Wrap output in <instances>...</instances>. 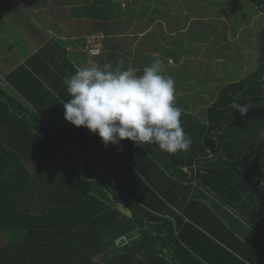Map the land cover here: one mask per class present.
<instances>
[{
  "label": "trees",
  "instance_id": "1",
  "mask_svg": "<svg viewBox=\"0 0 264 264\" xmlns=\"http://www.w3.org/2000/svg\"><path fill=\"white\" fill-rule=\"evenodd\" d=\"M257 35L256 71L224 86L206 121L181 111L191 146L175 154L129 140L106 148L67 122L64 80L77 68L57 39L10 72L0 84V242L10 235L0 264H239L194 246L197 229L240 264H264V28ZM235 102L250 106L245 117Z\"/></svg>",
  "mask_w": 264,
  "mask_h": 264
},
{
  "label": "crops",
  "instance_id": "2",
  "mask_svg": "<svg viewBox=\"0 0 264 264\" xmlns=\"http://www.w3.org/2000/svg\"><path fill=\"white\" fill-rule=\"evenodd\" d=\"M241 1L245 5L242 9ZM208 2L212 0H14V13L19 12L18 8L22 12L29 11L34 22L44 29L45 37L39 43H33V38L27 36L20 44L22 48L17 50L14 47L11 52L0 48V71H5L0 75V84L50 39H57L67 47L69 59L77 69L92 65L112 72L133 68L136 75H142L144 68L155 60L162 62V71L172 73L179 69L176 62L184 65L193 56L203 54L197 59L203 62L200 66L206 72L215 71L207 76L199 74L196 78L199 90L195 89L191 98L198 93L197 105L210 102L201 105L203 111L217 99L224 86L256 71L260 57L257 34L264 28V15L254 0H222L227 11L217 13L208 8L206 12L198 10L207 7ZM0 4L3 5L4 1L0 0ZM7 14L4 8L0 11V42L11 40ZM245 16L249 19H244ZM261 22L262 26L259 25ZM32 25L39 31L38 25ZM194 25L197 28L193 31ZM252 30L259 31L255 34ZM245 32L252 35L251 42L243 40ZM94 37L100 40L97 46L101 54L91 57L86 51V40ZM179 38L182 39L178 45L181 49L175 50L173 47ZM193 50L198 54L191 53ZM178 52H181V58L176 61L174 56ZM15 54L19 56L17 59ZM214 88L218 92L216 90L211 100ZM178 103L175 101L180 107ZM190 105L184 112L192 113ZM197 231L201 238L197 237L192 244L203 253L220 256L222 262L226 259L228 263H242L243 260L223 244L209 238L201 229ZM7 236L9 240L10 235ZM182 245L188 248L183 242Z\"/></svg>",
  "mask_w": 264,
  "mask_h": 264
},
{
  "label": "clouds",
  "instance_id": "3",
  "mask_svg": "<svg viewBox=\"0 0 264 264\" xmlns=\"http://www.w3.org/2000/svg\"><path fill=\"white\" fill-rule=\"evenodd\" d=\"M161 65L153 61L142 75H136L133 68L112 72L92 65L77 69L64 80L70 97L62 102L64 119L98 135L106 148L129 140L141 148L155 144L169 154L187 151L191 138L175 105V81L162 73ZM249 107L233 104L241 118Z\"/></svg>",
  "mask_w": 264,
  "mask_h": 264
},
{
  "label": "rangeland",
  "instance_id": "4",
  "mask_svg": "<svg viewBox=\"0 0 264 264\" xmlns=\"http://www.w3.org/2000/svg\"><path fill=\"white\" fill-rule=\"evenodd\" d=\"M2 1H4V4L3 5L0 4V11L2 12V9L4 8L6 10V12L8 13L7 15L9 17V23L7 24V26H8V30L10 32V39H11V40L6 39L3 42H0V48H3L2 49L3 51L6 49V50H8V52H11V51H13L14 47L17 50L21 49L22 45H20V44H22L23 38H25L27 36L33 38V40L31 41L33 43H39L41 41V39L43 37H45L44 29L41 27L40 24H38L37 22H34L35 18L32 16V14L29 11L26 10V11L22 12V9L18 8L19 12L14 13V7H13L14 0H2ZM202 1H204V0H202ZM208 1H210V0H208ZM221 2H222V0H220V2H219V0H212V2H208L209 7L208 6L207 7L202 6L201 8H198V10H202L203 12H206L207 8H208L209 11L213 10L214 13H217L218 11H227L225 9V5L222 4ZM244 6H245L244 2L241 1L240 2L241 9ZM250 8H251V6H250ZM20 12H22V13L20 14ZM243 18L246 20L249 19L248 16H245ZM32 24H34L36 26L38 25L39 31H36ZM259 25L262 26L263 22H261ZM4 26H6V24ZM195 28H197L196 25H194L193 31ZM258 31L259 30H257V32ZM252 32L255 34L257 33L256 30H254V31L252 30ZM252 38H253L252 35H249L248 32H245L243 35V40H245L247 43L249 41L251 42ZM87 39L88 40H86V45L88 46V41H90L91 39L90 38H87ZM223 39H225V38H223ZM257 40H258V38H257ZM92 41H94L96 45H99L100 40L98 39V37H94ZM170 42H173V40H171ZM175 42L177 44H174L173 49H175V50L181 49L180 46H178V45L181 44L182 39L179 38V40H177ZM87 46H86V51L88 52ZM234 47H235V45H233V48ZM215 51L216 50H214V52ZM191 53L198 54L194 50H193V52L191 51ZM100 54H101V50H100ZM202 55L203 54H201V56ZM201 56H199V57H201ZM18 57H19L18 54H15V59H17ZM199 57L193 56V58L188 60L186 62V64H184V65L180 64L179 62H176L177 64H179L178 70H176L175 72H172V73L162 71V73L165 76H171L174 79V81H175V79H177V81H178V82H175V101H177V100L179 101L178 105H180V107L179 106L178 107L180 108V110L186 111L185 110L186 107L191 104L190 105L191 108L194 109V110L191 109L192 113L197 115V117H199V119H201L202 121H206L207 111H202L201 105L205 106L210 102L207 103L206 101H203V102H201V105H197V102L199 101V100H197L198 99V97H197L198 93L195 94L193 98H191V97L193 96L195 89L197 91L199 90V87H197V85H199V82L196 79V78H198L197 76H199V74L204 75V76L211 75L215 71L209 70L206 72L204 70V68H202V66H200L203 64V62H199L197 60V59H199ZM180 58H181V52H178L177 55L174 56V60L178 61ZM239 59L241 61V57H239ZM205 63H207V62H205ZM210 67H212V66H210ZM214 68H216V67H214ZM252 71L253 70H251L250 73ZM4 73H5V71H0V75H3ZM225 82H227V80ZM213 87H215V86H213ZM216 90L218 92L217 88L213 89V91H215V92L210 95L211 100L215 96ZM7 241H8V236L5 235V236H2V242H0V243H1V245H6V244H8Z\"/></svg>",
  "mask_w": 264,
  "mask_h": 264
},
{
  "label": "built area",
  "instance_id": "5",
  "mask_svg": "<svg viewBox=\"0 0 264 264\" xmlns=\"http://www.w3.org/2000/svg\"><path fill=\"white\" fill-rule=\"evenodd\" d=\"M93 39H91L90 41H88V46H87V49H88V53L91 57H94V56H98L100 55V49L98 48V46L95 44L94 41H92ZM126 241V239H125ZM116 244L120 245V241L117 242Z\"/></svg>",
  "mask_w": 264,
  "mask_h": 264
},
{
  "label": "water",
  "instance_id": "6",
  "mask_svg": "<svg viewBox=\"0 0 264 264\" xmlns=\"http://www.w3.org/2000/svg\"><path fill=\"white\" fill-rule=\"evenodd\" d=\"M136 233H137V232H133V236H135V235H136Z\"/></svg>",
  "mask_w": 264,
  "mask_h": 264
}]
</instances>
